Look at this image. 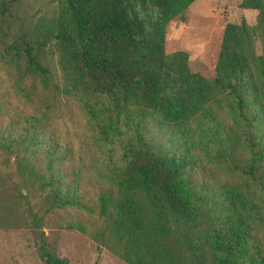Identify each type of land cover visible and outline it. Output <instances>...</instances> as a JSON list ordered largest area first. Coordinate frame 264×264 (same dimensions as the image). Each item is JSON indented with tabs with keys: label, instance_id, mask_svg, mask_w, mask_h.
<instances>
[{
	"label": "trees",
	"instance_id": "trees-1",
	"mask_svg": "<svg viewBox=\"0 0 264 264\" xmlns=\"http://www.w3.org/2000/svg\"><path fill=\"white\" fill-rule=\"evenodd\" d=\"M26 1L0 0V65L52 86L83 115L104 156L103 225L89 237L126 264H264V0H240L255 23H226L213 70L195 73L186 52L163 46L168 22L195 0H50L34 22L21 17ZM68 153L39 117L0 124V155L39 189L45 213L88 210L64 180ZM207 167L238 181H214ZM39 257L68 264L44 242Z\"/></svg>",
	"mask_w": 264,
	"mask_h": 264
},
{
	"label": "rangeland",
	"instance_id": "rangeland-1",
	"mask_svg": "<svg viewBox=\"0 0 264 264\" xmlns=\"http://www.w3.org/2000/svg\"><path fill=\"white\" fill-rule=\"evenodd\" d=\"M239 3L240 0H195L166 25L164 53L184 51L188 55L190 72H211L224 25L241 21L248 26L255 23L257 11L242 9ZM53 8L50 0H27L22 6L21 17L34 22ZM255 53H259L257 43ZM44 64L50 71L51 82L58 84L52 48L46 50ZM217 113L220 122L229 126L226 115L219 109ZM9 116L41 118L52 132L56 145L69 149L62 168L64 180L77 190L88 210L67 208L45 213L39 203V189H27L15 177L12 159L6 163L0 155V264H44L39 257L42 242L52 254L65 258L68 264H126L98 246L88 235L99 231L103 225L95 201L103 187L98 174L102 172L104 156L93 144L75 103L58 94L52 86L44 89L37 78L16 80L11 70L0 65V124H4ZM207 168L212 171L214 181H238L214 167ZM26 203L32 214L40 218L39 226L28 225ZM68 225L82 226L86 233L67 229Z\"/></svg>",
	"mask_w": 264,
	"mask_h": 264
}]
</instances>
